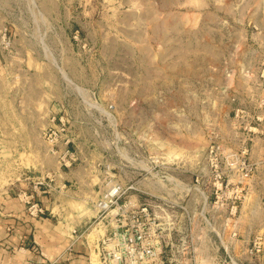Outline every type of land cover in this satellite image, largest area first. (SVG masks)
Wrapping results in <instances>:
<instances>
[{
	"label": "rangeland",
	"instance_id": "obj_1",
	"mask_svg": "<svg viewBox=\"0 0 264 264\" xmlns=\"http://www.w3.org/2000/svg\"><path fill=\"white\" fill-rule=\"evenodd\" d=\"M62 115L70 168L44 135ZM255 137L264 139V0H0V191L20 198L33 180L66 177L54 211L64 236L82 222L89 264H104L115 215L144 205L146 237L168 264H213L206 245L219 240L204 233V214L216 227L228 216L224 241L240 263V230L251 240L257 221L264 231ZM113 177L136 185L101 214Z\"/></svg>",
	"mask_w": 264,
	"mask_h": 264
},
{
	"label": "built area",
	"instance_id": "obj_2",
	"mask_svg": "<svg viewBox=\"0 0 264 264\" xmlns=\"http://www.w3.org/2000/svg\"><path fill=\"white\" fill-rule=\"evenodd\" d=\"M69 120L64 115L57 118L55 126L48 128L44 135L47 141L51 145V150L58 155L61 162V166L70 168L72 163L76 161L75 152L70 148V137L67 136L66 132L69 128ZM211 176L214 179V186H222L224 178V170L218 167L216 163L211 164ZM146 174H153V167L143 169ZM157 175V174H156ZM249 172H242V177H248ZM154 182V181H153ZM158 184H165L163 178L157 182ZM109 186L105 190L98 200L99 212L105 213L110 210L111 207L119 204L120 199L126 193L128 189L135 187V182L128 180V182H122L117 179L110 178L106 181ZM54 186H57V181L53 177L46 179L33 180L31 188L23 191L19 194L20 198L25 204L27 214L32 218H41L47 215V208L37 200V197L46 193L54 191ZM66 184L63 182L60 188L65 187ZM58 187V186H57ZM213 214L202 215L205 222L208 224L206 227L205 234H215L219 242H213L206 245V249L212 254L207 255L206 259L213 261V264H242L241 262H235L234 259L229 255L228 247L225 245L224 237L228 232L227 221L228 216L223 217L221 224L216 227L212 225ZM151 213L149 208L144 205L140 209H132V207H125L115 215V221L113 226L101 241V250L103 254L104 264H168L167 260H164V245L158 241H148L146 237V231L141 219L150 220ZM189 222L192 223L194 216L188 217ZM162 227L156 226L155 231ZM178 233L183 232L184 228H177ZM76 233V230H74ZM238 231L235 230L234 234ZM205 249V250H206ZM246 256L256 259L264 258V231L257 232L252 236L249 244L245 249ZM50 264H58V260H53ZM196 264V261L191 262Z\"/></svg>",
	"mask_w": 264,
	"mask_h": 264
},
{
	"label": "crops",
	"instance_id": "obj_3",
	"mask_svg": "<svg viewBox=\"0 0 264 264\" xmlns=\"http://www.w3.org/2000/svg\"><path fill=\"white\" fill-rule=\"evenodd\" d=\"M254 146L258 168L264 171V139L255 137ZM61 175L56 177L57 186L66 179ZM63 175L72 179L75 176L71 172ZM258 186L260 194H264V186L256 182V187ZM14 192L13 187L0 191V264H50L53 260H58V264L90 263L87 256L88 246L78 233L83 227L82 222L75 223L77 229L71 230L70 235L62 234V221L57 220V212L54 211L59 198L55 195L56 190L37 197L48 210L47 215L41 218L30 217L23 200L16 197ZM63 214L62 211L59 215L64 218ZM258 226L256 221V233L261 232ZM239 235L244 236L240 240L244 251L250 240V231L240 230ZM225 245L228 246L226 242ZM240 261L242 264H264V258H251L245 254H241Z\"/></svg>",
	"mask_w": 264,
	"mask_h": 264
},
{
	"label": "bare ground",
	"instance_id": "obj_4",
	"mask_svg": "<svg viewBox=\"0 0 264 264\" xmlns=\"http://www.w3.org/2000/svg\"><path fill=\"white\" fill-rule=\"evenodd\" d=\"M147 166H148V164H147ZM150 166V165H149ZM140 167V166H139ZM142 167V166H141ZM145 168V167H144ZM171 178V177H170ZM170 178H169V180H170ZM160 178H158L157 180H159ZM174 180V179H173ZM175 181V180H174ZM155 185V184H154ZM112 211H114V209H112Z\"/></svg>",
	"mask_w": 264,
	"mask_h": 264
}]
</instances>
